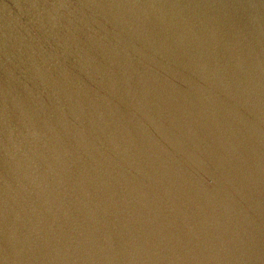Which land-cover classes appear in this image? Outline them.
Instances as JSON below:
<instances>
[{
    "label": "water",
    "instance_id": "95a60500",
    "mask_svg": "<svg viewBox=\"0 0 264 264\" xmlns=\"http://www.w3.org/2000/svg\"><path fill=\"white\" fill-rule=\"evenodd\" d=\"M0 264H264V0H0Z\"/></svg>",
    "mask_w": 264,
    "mask_h": 264
}]
</instances>
